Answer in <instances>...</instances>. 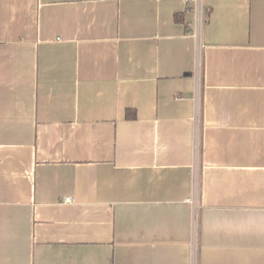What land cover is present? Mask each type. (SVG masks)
<instances>
[{"label": "crops", "instance_id": "0c3cea01", "mask_svg": "<svg viewBox=\"0 0 264 264\" xmlns=\"http://www.w3.org/2000/svg\"><path fill=\"white\" fill-rule=\"evenodd\" d=\"M202 1L197 156L189 5L0 0V264H264V0Z\"/></svg>", "mask_w": 264, "mask_h": 264}, {"label": "built area", "instance_id": "2783aa9c", "mask_svg": "<svg viewBox=\"0 0 264 264\" xmlns=\"http://www.w3.org/2000/svg\"><path fill=\"white\" fill-rule=\"evenodd\" d=\"M185 5H189L186 11H191L193 14V31L192 37L196 43V70L195 75L198 77L199 85L194 94V103H195V114H194V123H195V146L197 156L201 150V136H202V72H203V42H202V31L203 27L207 21V13L203 5L202 0H182ZM67 201V200H66ZM188 202L193 205L194 199H189ZM193 228L194 233L196 234V215H193ZM193 264H197L194 256L192 257Z\"/></svg>", "mask_w": 264, "mask_h": 264}, {"label": "trees", "instance_id": "16d2710c", "mask_svg": "<svg viewBox=\"0 0 264 264\" xmlns=\"http://www.w3.org/2000/svg\"><path fill=\"white\" fill-rule=\"evenodd\" d=\"M178 21H179V20H178ZM130 116H131V118H134V114H132L131 111H127V112H126V117H127V118H130Z\"/></svg>", "mask_w": 264, "mask_h": 264}]
</instances>
